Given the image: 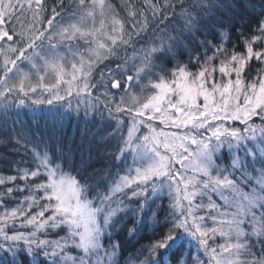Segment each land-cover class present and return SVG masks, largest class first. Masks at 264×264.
<instances>
[{"label":"snow or ice","instance_id":"1","mask_svg":"<svg viewBox=\"0 0 264 264\" xmlns=\"http://www.w3.org/2000/svg\"><path fill=\"white\" fill-rule=\"evenodd\" d=\"M0 145V264H264V0H0Z\"/></svg>","mask_w":264,"mask_h":264},{"label":"trees","instance_id":"2","mask_svg":"<svg viewBox=\"0 0 264 264\" xmlns=\"http://www.w3.org/2000/svg\"><path fill=\"white\" fill-rule=\"evenodd\" d=\"M51 2V0H50ZM247 34V33H246ZM233 41H235L237 44L240 43V41L236 40V37L233 36ZM181 60H186L187 56H181ZM168 67H172L171 64L167 65ZM255 73H253L254 75ZM75 104V102H73ZM49 107L51 106H39V107H24V108H19V109H12L11 110V115L9 116V124L11 125L14 120H19L23 123H30L33 121H38L41 126L45 125L46 123L51 124L52 119H53V114L49 112ZM75 113H72V116L75 117ZM65 128L67 130V133L71 135L73 128L76 126L77 121L75 119L68 121L65 119ZM31 159V153L29 152L28 155H25L23 150L17 152L14 150L13 145H0V175H11L14 174L12 171L13 168V161H21V160H29ZM225 163H228L227 159H225ZM23 166V165H21ZM99 164H95L94 167H99ZM91 171V169H89ZM20 183H23L22 181ZM247 191V189H245ZM216 199V197H213ZM217 203H221V201L217 200ZM160 201H157L156 205H153V210H159L160 211V218L163 219V216L165 214L164 209L167 208L168 205V200L164 199L163 205L164 208L160 209L159 208ZM150 235V232L146 231L144 233V236L147 237ZM145 242V241H142ZM138 246V245H137ZM22 260L25 261V264H27V258L24 256L20 257ZM43 259V257H41Z\"/></svg>","mask_w":264,"mask_h":264}]
</instances>
